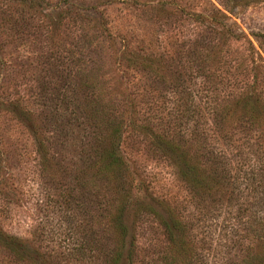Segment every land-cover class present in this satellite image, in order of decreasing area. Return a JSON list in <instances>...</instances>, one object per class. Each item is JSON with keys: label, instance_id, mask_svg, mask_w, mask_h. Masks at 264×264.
<instances>
[{"label": "rangeland", "instance_id": "374dc122", "mask_svg": "<svg viewBox=\"0 0 264 264\" xmlns=\"http://www.w3.org/2000/svg\"><path fill=\"white\" fill-rule=\"evenodd\" d=\"M251 89L264 105V0H0V264H110L98 249L115 244L116 200L85 155L107 147V122L119 125L126 181L142 183L147 207L125 218L131 264H169L162 204L203 264H237L239 237L223 225L227 212L238 218V198L194 192L157 137L198 148L203 165L205 135L181 139L176 105L231 108ZM217 127L238 162L255 129L245 119ZM254 142L263 155L264 139ZM83 242L90 257L79 262Z\"/></svg>", "mask_w": 264, "mask_h": 264}, {"label": "trees", "instance_id": "16d2710c", "mask_svg": "<svg viewBox=\"0 0 264 264\" xmlns=\"http://www.w3.org/2000/svg\"><path fill=\"white\" fill-rule=\"evenodd\" d=\"M248 92H250L249 96L243 95L240 103L238 101L233 103L231 108L211 101L204 102L206 107L202 108L200 100L194 101L193 98L182 106L176 105L180 114L186 119V128L181 130V139L188 138L191 141L199 135H205L203 139L207 143L205 149L209 157L203 165H200L197 159L198 148L193 149L190 145L185 147L182 140H169L162 136H158L157 141L170 156L175 158L177 165L181 167L179 175L194 192L202 196L212 192L215 195L225 193L228 195L227 199L232 198L233 201L238 198V218L232 217L231 213L227 212L228 218L224 217L226 226L223 225L224 229L235 233L233 236L239 237L240 252L237 264H264V151H261L263 155H260L253 150L256 148L254 145L258 146L254 141L264 139V105L254 98L253 89ZM238 106L242 111L236 115ZM243 119L255 129V135L249 138L250 142L243 147V151L238 149V162H232L226 158L233 151L221 147L225 146V143L219 133L220 127L217 126L226 123L230 126ZM116 126L119 125H110L107 122L105 128L107 134L101 139V141L108 140L106 148H99L100 145H96L98 149L85 152V155L90 161L88 168L94 169V175L104 177L111 184L116 200L111 216L112 228L116 235L115 244L109 253L99 246L98 253L100 252L104 256L101 258L106 261H108L106 255L109 254L110 264H131L135 248L130 240V227L125 218H133L147 207L142 204L139 197L143 188L142 183L134 187L132 181H126L128 168L120 157L114 140L120 130ZM210 127H213L212 134L206 133L210 132ZM212 171L213 176L210 173ZM134 189L136 193L131 195ZM162 207L166 218L163 219L159 215L158 218L171 245V253L164 260L169 264H203L201 258H198V253L195 252L193 241L185 236L180 218L175 217L165 204H162ZM147 210L155 215L152 209ZM4 237L1 239L11 250L25 251L27 247L25 241L12 236ZM250 237L251 242L245 244L243 241H249ZM74 250L76 261L84 262L90 257L91 250L84 242ZM100 254L94 257L99 258ZM192 257L194 259H191Z\"/></svg>", "mask_w": 264, "mask_h": 264}]
</instances>
